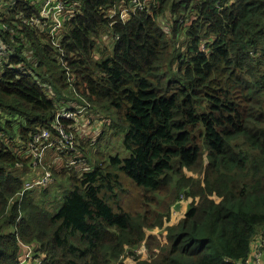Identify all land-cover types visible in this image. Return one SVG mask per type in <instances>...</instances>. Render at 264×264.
<instances>
[{
	"label": "trees",
	"instance_id": "16d2710c",
	"mask_svg": "<svg viewBox=\"0 0 264 264\" xmlns=\"http://www.w3.org/2000/svg\"><path fill=\"white\" fill-rule=\"evenodd\" d=\"M72 1L71 80L29 22L36 6L0 0L11 62L52 88L0 75V264H21L25 246V264H243L264 232V0H153L112 26L120 0ZM103 28L115 42L99 52ZM68 100L90 103L100 129L50 168L61 192L24 189L20 153L57 134ZM75 154L87 171L67 167Z\"/></svg>",
	"mask_w": 264,
	"mask_h": 264
},
{
	"label": "built area",
	"instance_id": "2783aa9c",
	"mask_svg": "<svg viewBox=\"0 0 264 264\" xmlns=\"http://www.w3.org/2000/svg\"><path fill=\"white\" fill-rule=\"evenodd\" d=\"M31 4L35 5L38 13L33 15L29 22L34 26L41 35L47 36L54 48H59V53L53 58L58 61L60 65L65 67L67 76L72 80L71 73L67 68V62L64 58V53L60 49L62 42L66 36L65 23L76 12L72 0H28ZM153 0H120L118 3L109 8L106 13V18L110 20V26L121 22H126L137 11H149L152 7ZM10 12V10H8ZM101 36L111 37L115 42L111 32L106 28L101 30ZM25 53V49L22 50ZM11 55L15 57V49L0 42V75L6 71H13L14 73L30 74L33 79L38 81V84L45 89L48 96L52 97V88L47 82L40 80L38 75L33 72L32 68L23 63L11 62ZM28 56V54H25ZM30 59V56H28ZM33 67L37 66V62L32 63ZM76 96L80 94L74 90ZM98 114H95L93 107L90 103L85 101V104L76 108H70V105L61 104L59 112L56 115L54 124L56 125L57 134L52 133L49 129L42 130L38 133L31 134L28 145L25 150L20 154L27 157H32V163L29 166L31 172L27 171V177L30 179L25 181L24 189H41L53 182V175L50 168L60 170L64 166L63 153L75 152L79 146L77 138L73 135L74 130L80 131V137L87 136L86 131L91 130L88 126L92 125V118L96 119ZM1 119V113H0ZM70 121V124L65 127L62 120ZM1 121V120H0ZM95 123H93L94 125ZM5 136V135H2ZM8 141V139H7ZM91 145H94L91 144ZM67 167L79 172L87 171L90 167L89 164H82L75 154L73 157H68ZM258 248L264 249V232L260 234L258 240ZM25 256L21 260V264H25L28 259L32 257V250L25 246ZM251 264H263L261 253L256 251L253 254Z\"/></svg>",
	"mask_w": 264,
	"mask_h": 264
},
{
	"label": "rangeland",
	"instance_id": "374dc122",
	"mask_svg": "<svg viewBox=\"0 0 264 264\" xmlns=\"http://www.w3.org/2000/svg\"><path fill=\"white\" fill-rule=\"evenodd\" d=\"M167 19V20H166ZM165 20H166V22H164V26H166L168 29H169V25H170V20H169V18H166ZM101 34V33H100ZM103 38H104V41H103V44H102V46L100 47V50H99V52H102V51H104V50H107V49H109V47H111L112 46V44H111V42H107L106 41V39H105V37L104 36H102ZM114 43V42H113ZM112 53V51H110L108 54H111ZM76 97V96H75ZM77 98L79 99H82L81 97H78L77 96ZM79 99V100H80ZM66 104V105H72V104H77L78 106H82V105H84L85 104V102L83 103H78V102H76V101H72V100H68V101H64V102H61V104ZM102 121H103V117H100V123H98V122H95V124L93 125V123H92V125L90 124L89 126H88V128L87 129H89L90 127H91V132L89 133V131H86V133H87V135H90V137H93L94 138V136H92V134L91 133H96V132H98L99 131V125L102 123ZM98 123V124H97ZM53 126L54 127H56V125L55 124H53ZM73 135L77 138V141H78V144L79 145H82V144H84L85 143V141L86 140H83V138L82 137H80V131L79 130H74L73 131ZM96 137V136H95ZM93 144V143H92ZM97 149H95V151H96ZM28 172H31V169L30 168H28ZM22 178H24L25 179V177H22ZM26 180H28L27 178H26ZM45 187H43V188H41V189H44ZM49 190L51 189L52 191H56V192H61L64 188H62V180H61V178H59V181H56V179H54V181H53V183L49 186V187H47ZM40 190V189H39ZM25 254V253H24ZM33 260H35L34 258H33V256L31 257ZM32 264H35V262H32Z\"/></svg>",
	"mask_w": 264,
	"mask_h": 264
},
{
	"label": "crops",
	"instance_id": "0c3cea01",
	"mask_svg": "<svg viewBox=\"0 0 264 264\" xmlns=\"http://www.w3.org/2000/svg\"><path fill=\"white\" fill-rule=\"evenodd\" d=\"M100 37H101V40L97 43V47H98L99 50H100V47L102 46L103 41H104V38L101 36V34H100ZM105 39H106L107 42H111L112 45L114 44L113 41H112V39H111V37L108 36V37H105ZM111 47H112V46H111ZM111 47H109V49H107V50L109 51V50L111 49ZM259 236H260V235H258L257 237H255V239L253 240V243H252V249H251V254H250V256L244 261L243 264H251V261H252V259H253V254H254L256 251H259V252L261 253L262 263L264 264V249H259V248H258V245H257L258 240H259Z\"/></svg>",
	"mask_w": 264,
	"mask_h": 264
}]
</instances>
